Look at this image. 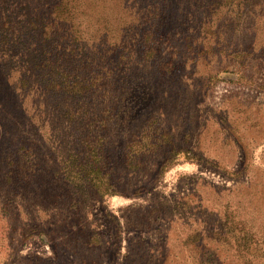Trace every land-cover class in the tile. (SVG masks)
<instances>
[{"label":"rangeland","instance_id":"obj_1","mask_svg":"<svg viewBox=\"0 0 264 264\" xmlns=\"http://www.w3.org/2000/svg\"><path fill=\"white\" fill-rule=\"evenodd\" d=\"M49 1L0 0V264H264V0L231 19V5H163L154 30L173 59L135 47L128 106L102 132L108 175L70 158L81 116L22 83ZM150 1L79 12L138 40Z\"/></svg>","mask_w":264,"mask_h":264},{"label":"trees","instance_id":"obj_2","mask_svg":"<svg viewBox=\"0 0 264 264\" xmlns=\"http://www.w3.org/2000/svg\"><path fill=\"white\" fill-rule=\"evenodd\" d=\"M261 1L202 0L201 4H205V16L215 14L230 5L234 6L233 12L228 13L231 19L235 13L236 16L249 14ZM171 2L172 0H151L142 12L138 11L140 19H146L144 24L148 29L144 27L138 40L133 38L131 32L124 37L112 35V30L108 29L109 20L81 19V0H50L48 7H45L48 10L47 17L44 18L45 13H38L39 8L33 15V19H41V26L38 27L45 45L33 52L31 61L21 66L22 83L25 87L34 83L37 91H42L45 95L44 104H48L51 99L49 102L56 110L60 109L74 117L77 114L81 116L79 129H82V125L84 130L74 137L79 148L70 158L77 161L81 155L84 159L85 156H94L97 164L91 174L108 175L110 171L107 170L113 171V165L106 157L108 137L102 132H107L106 127L114 119V114L122 113L128 106V85L132 79L133 61L139 53L135 47H143L141 52L148 60L163 58L162 61H167V64L172 62V52H166V48H163L167 44L163 40L164 36H156L155 33L160 26L163 5L167 3L171 6ZM100 20L104 25L103 29L99 28L91 35L89 32L92 31L88 29H94L97 23L98 27L101 26ZM174 43L172 47L177 45ZM10 47L13 49L16 46L9 44ZM4 53L1 47L0 57ZM67 163L68 161L65 164ZM70 175H82V172L72 171Z\"/></svg>","mask_w":264,"mask_h":264}]
</instances>
